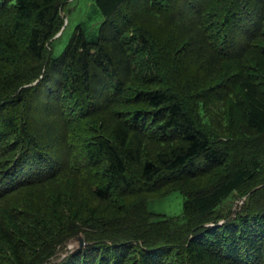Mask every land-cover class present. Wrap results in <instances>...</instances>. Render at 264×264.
<instances>
[{
    "label": "trees",
    "instance_id": "16d2710c",
    "mask_svg": "<svg viewBox=\"0 0 264 264\" xmlns=\"http://www.w3.org/2000/svg\"><path fill=\"white\" fill-rule=\"evenodd\" d=\"M67 1L0 0V264H264V0H92L55 54Z\"/></svg>",
    "mask_w": 264,
    "mask_h": 264
},
{
    "label": "rangeland",
    "instance_id": "374dc122",
    "mask_svg": "<svg viewBox=\"0 0 264 264\" xmlns=\"http://www.w3.org/2000/svg\"><path fill=\"white\" fill-rule=\"evenodd\" d=\"M67 2L68 4H67L66 10L63 15V19H64L63 26L61 27L60 32L54 37V38L58 37L63 32L61 37L55 41V44H54L55 54H59L62 52L68 40L70 39L72 32L74 31L77 25L88 20L87 25L90 24L92 28H96L103 20V17L101 15H99L98 13L97 14L93 13L94 4L92 0H68ZM215 72H218V73H215ZM215 75H219L220 77H223L224 75L227 76L228 69L225 71L224 70H219V71L213 70V72H211V76L214 77V79H215ZM220 77H219V80L222 79ZM97 119L100 120L101 117L99 116L96 118V120ZM147 149L149 150L148 152L151 154L152 151H150L148 146H147ZM78 151H79V146L74 150V152L78 153ZM60 178H65V180L67 181L66 187L68 189H73V188L75 189V193L71 190L72 191V193H70L71 195L68 192H66L68 196L77 195V197L81 198L83 194H85L84 190L86 186H80V180L79 182L78 181L72 182V179L74 178V176H72L69 172H67L66 174H63L62 177H59V179ZM207 181L208 179L204 178L202 180H198L197 182L187 184L186 188L205 187ZM31 189L27 188L24 190L22 189L21 191L22 192L23 191H33ZM47 193H49V191L47 190L43 191L44 196ZM153 196L157 197V195H153ZM12 197L19 198V196H12ZM183 201H184L183 194L178 191H174L164 198L150 200L148 203V209L151 212L161 215L164 218L178 219V218H181L182 216ZM241 203L242 202H239V204ZM235 204L239 205L238 203H235ZM71 245L72 244L69 243L68 246L65 248L67 250H70L72 249ZM65 248H59L57 250L59 252H57L56 254L59 256L63 255Z\"/></svg>",
    "mask_w": 264,
    "mask_h": 264
},
{
    "label": "water",
    "instance_id": "95a60500",
    "mask_svg": "<svg viewBox=\"0 0 264 264\" xmlns=\"http://www.w3.org/2000/svg\"><path fill=\"white\" fill-rule=\"evenodd\" d=\"M244 199L245 198H243L242 200ZM70 243L72 244V248H82L85 245L83 237L81 235L75 236L73 239H71Z\"/></svg>",
    "mask_w": 264,
    "mask_h": 264
}]
</instances>
